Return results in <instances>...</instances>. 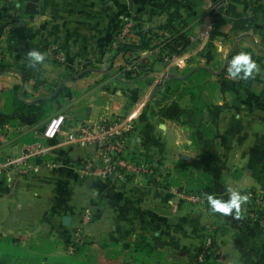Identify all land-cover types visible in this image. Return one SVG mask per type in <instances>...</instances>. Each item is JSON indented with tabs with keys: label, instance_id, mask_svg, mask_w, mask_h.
Here are the masks:
<instances>
[{
	"label": "crops",
	"instance_id": "0c3cea01",
	"mask_svg": "<svg viewBox=\"0 0 264 264\" xmlns=\"http://www.w3.org/2000/svg\"><path fill=\"white\" fill-rule=\"evenodd\" d=\"M216 1L199 0L198 8L183 11L196 42L178 64L171 66L158 50H140L128 72L134 79L126 80L111 68L113 61L135 56L118 55L111 46L125 20L134 19L137 31L157 28L181 0H0V62L8 65L0 73V165L27 151L34 153L28 166L40 165L27 176L19 167L0 168V233L57 245L60 253L82 237L127 246L146 235L169 257L198 254L205 264H264V227L250 219L248 201L239 217L235 211L225 216L209 210L204 193L209 187L217 198L228 199L229 189L264 196V0H229L220 8ZM254 9V25L235 31L237 19ZM215 16L221 22L215 23ZM141 43L137 36L134 44ZM54 48L64 52L65 62L56 59ZM32 50L45 61L29 60ZM241 51L259 71L234 79L228 65ZM200 68L210 74L192 79L203 88L204 102L195 124L161 118L156 107L150 111L167 84L176 88L180 82L181 90L188 89ZM161 81L165 86L159 91ZM128 90L129 96L137 93L138 102L125 98ZM151 95L156 100L139 114L128 153L162 172L90 177L87 162L100 167L103 159L95 145L79 140L82 127L106 109L128 114ZM191 101L185 91L181 105L189 108ZM58 113H65L67 122L57 137L47 139L45 127ZM189 195L203 200L194 202ZM65 216L71 217L69 226Z\"/></svg>",
	"mask_w": 264,
	"mask_h": 264
},
{
	"label": "trees",
	"instance_id": "16d2710c",
	"mask_svg": "<svg viewBox=\"0 0 264 264\" xmlns=\"http://www.w3.org/2000/svg\"><path fill=\"white\" fill-rule=\"evenodd\" d=\"M217 2V1H216ZM188 6L193 8H198L200 6L199 0H181L177 9L172 13L170 18L158 26L147 31H137V36L141 39L142 43L137 44H122L116 53L123 52L124 55L128 53H134L135 56L132 58V55L129 56L130 60L137 61V52L142 50H158V54L162 58L171 57L173 55H178L186 51L191 46V39L189 31L187 30L188 21H184L183 11L188 9ZM257 9H254L253 15L251 16H241L234 23V30L245 32L249 30L254 23L256 22ZM176 23L179 26H175ZM166 33L168 34L166 35ZM1 35V29H0ZM162 40L163 45H154L156 40ZM262 42L264 43V29L262 33ZM236 55V53L234 54ZM233 56V55H232ZM7 63L4 61L0 62V73L6 70ZM138 68L144 70V64L138 61ZM121 76L130 80L133 78V75L128 74V72L121 70ZM209 70L205 68L197 69L191 75V85L190 87L183 88L181 90L179 83L175 80H172L173 83H178V87H174L172 84H167L164 91H160L158 99L151 106L159 109V115L161 118L175 121H183L190 124H195L197 118L200 116V112L204 106L203 100H201L202 87L196 85L192 81L195 79V76H207L209 75ZM27 78V75L24 76ZM134 79V78H133ZM146 82L149 81L148 78L145 79ZM144 81V82H145ZM185 91H189L191 95V106L189 108H184L180 103V98ZM174 96H178L177 100H173ZM29 106V105H28ZM30 108V107H28ZM37 110V108H36ZM38 111V110H37ZM39 115H42V110L38 111ZM162 172L161 167H157V173ZM164 172V171H163ZM168 176V175H167ZM211 188H206L204 193H211ZM4 235V234H3ZM5 237H0V264H84V262L73 260L76 253L82 249V245H77L74 242H67L63 247V253L53 254V247L51 249L44 248V246H33L32 249H28L26 245H22V238L10 237L9 235H4ZM20 242V243H19ZM19 243V244H17ZM74 244L73 253L68 252L69 245ZM161 249H156L151 243L149 238L146 235H139L136 238V241L132 242V256L134 260L131 264H205L198 260V254L192 256L191 259L184 260L181 257H174L171 259L169 255L161 250L164 257H158ZM122 264V263H121Z\"/></svg>",
	"mask_w": 264,
	"mask_h": 264
},
{
	"label": "built area",
	"instance_id": "2783aa9c",
	"mask_svg": "<svg viewBox=\"0 0 264 264\" xmlns=\"http://www.w3.org/2000/svg\"><path fill=\"white\" fill-rule=\"evenodd\" d=\"M137 25L134 19H126L118 38L112 42V48L118 49L122 44H133L137 38ZM213 30V25L206 31V35L210 36ZM56 59L59 62H65L66 56L63 51L54 48ZM123 52H118V55ZM181 54L166 57L170 65L178 64ZM124 62L113 61L111 68L120 73L121 70L129 72L132 70L134 62L125 59ZM169 65V66H170ZM228 75V74H227ZM158 90L164 87V81L158 83ZM147 101L137 104L128 114L111 113L106 109L104 114L99 115L98 119L89 121L88 124L82 127L83 134L79 138L82 144L91 143L95 145L99 151V155L103 159V165L100 167L90 160L86 164V172L92 178H101L106 176L115 177H140L146 175H154L157 173V167L153 162L146 159H136L129 155L130 134L136 127V121L143 108L149 107L150 103L156 100L155 96L148 97ZM67 122V115L65 113H58L50 119L44 130V137L53 139L57 137ZM73 139V137H72ZM43 150H41L42 152ZM34 156L31 151L25 152L20 157H11L0 165V168L5 170L20 168V172L27 176L30 171L39 169L40 165L34 167L28 166L29 160ZM248 197L249 203V217L252 221L258 222L264 227V196L254 191H247L243 193ZM190 200L199 202L203 200L197 195H189ZM85 222L90 221L91 217L88 212L83 216ZM80 240V239H79ZM74 251V244L69 245L68 252ZM208 248L201 251L200 256H205Z\"/></svg>",
	"mask_w": 264,
	"mask_h": 264
},
{
	"label": "rangeland",
	"instance_id": "374dc122",
	"mask_svg": "<svg viewBox=\"0 0 264 264\" xmlns=\"http://www.w3.org/2000/svg\"><path fill=\"white\" fill-rule=\"evenodd\" d=\"M228 2H229V0H217L215 7L216 8L217 7H219V8L223 7V6L227 5ZM214 21H215V23L221 22V17L215 16ZM167 34L168 33H166V35ZM168 36H170V34H168ZM190 39H191V45H193L196 42V40H195V38L192 39L191 36H190ZM163 41H164V39H163ZM163 41L160 39L156 40L154 42V45H163ZM32 71L34 73H36L38 70L35 71V67H33ZM175 74H176V71L171 73L172 76ZM36 83H37V81H36ZM128 94H129V90L127 93L125 92L126 96L125 95L124 96H125V98H128L130 102L134 103L135 101L136 102L139 101V98L138 99L136 98L138 96L137 93H135L136 97L129 96ZM31 103H34V102H31ZM0 237H5L2 234V232L0 233ZM10 237L20 238L18 236H13V235ZM19 243H17V244H19ZM75 244H77V245L81 244L83 247V250L80 249L76 253L73 260L84 262V264H121V263L122 264H131V262L134 260V258L132 256V254H133L132 253V242L126 243L127 246H124L121 243H118V244H113V243H103V244L97 243V244H94L93 242H90L88 239H85L84 237H82L80 240H76ZM22 245H26V247H28L29 250L32 249L33 246H40V245L44 246V248L51 249V244H48V243H46L44 241H40V240L37 241L36 239H28L27 240V239L22 238ZM52 247H53V254L60 253L57 249V245H55V247L54 246H52ZM158 257H161V258L164 257L161 250H160V254ZM174 257H178V258L182 257L183 259H186L185 256H180V255H177V256L171 255L170 258L174 259Z\"/></svg>",
	"mask_w": 264,
	"mask_h": 264
},
{
	"label": "clouds",
	"instance_id": "9594fccd",
	"mask_svg": "<svg viewBox=\"0 0 264 264\" xmlns=\"http://www.w3.org/2000/svg\"><path fill=\"white\" fill-rule=\"evenodd\" d=\"M28 59L33 62H44L45 56L37 50L27 53ZM254 71H259L256 62L252 56L244 51L234 55L228 65V73L231 78L247 79L252 76ZM228 199L223 197L217 198L210 194H205L209 205V210L213 213H220L225 216L231 215L235 211L236 217L241 214V207L246 204L248 197L238 190L229 189L227 192Z\"/></svg>",
	"mask_w": 264,
	"mask_h": 264
},
{
	"label": "water",
	"instance_id": "95a60500",
	"mask_svg": "<svg viewBox=\"0 0 264 264\" xmlns=\"http://www.w3.org/2000/svg\"><path fill=\"white\" fill-rule=\"evenodd\" d=\"M64 224H65L66 226H69V225L71 224V217H69V216H65V217H64Z\"/></svg>",
	"mask_w": 264,
	"mask_h": 264
}]
</instances>
